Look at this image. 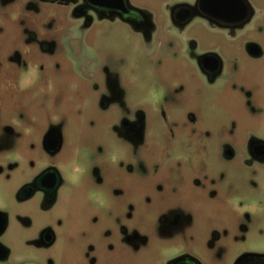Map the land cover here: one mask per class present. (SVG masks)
<instances>
[{"label":"rangeland","instance_id":"374dc122","mask_svg":"<svg viewBox=\"0 0 264 264\" xmlns=\"http://www.w3.org/2000/svg\"><path fill=\"white\" fill-rule=\"evenodd\" d=\"M128 2L151 15L159 31L150 41L117 19L98 20L89 14L87 25L75 17L72 5L0 0V126L11 118L17 133L9 158L0 156V210L8 214L10 227L20 217L32 228L24 233L9 230L1 242L19 251L22 235L48 225L56 234L49 256L57 264H74L88 242L103 243V229H116L114 222L125 211L118 193L122 184L129 186L134 215L145 217L146 227L159 204L154 200L153 207L145 209L140 197L146 193L154 199L156 192L144 181L126 179L118 164L107 166L120 176L117 182L106 177L101 184L92 172L107 157H130V147L111 127L126 111L132 116L141 109L146 135L136 150L157 167L148 182L170 174L179 195L169 201L193 208L190 228L195 244L203 248L202 239L210 230L223 229L232 250L264 252V164L223 163L218 157L222 141H240L245 133L264 140V56L250 61L241 39L194 20L186 35L200 47H212L237 60L229 80L208 86L181 54L157 42L166 30L168 0ZM250 2L261 14L250 34L264 52V0ZM106 76L114 80L116 99L101 110L98 97L107 91ZM15 79H26V92L22 83L18 90L10 86ZM48 125H60L61 148L53 160L61 165L66 183L54 205L42 211L36 199L17 203L15 191L36 170L28 160L48 159L39 148ZM194 180L201 183L200 189ZM166 185H162L165 192ZM209 185L214 197L208 194ZM95 195L103 209L95 206ZM154 248L142 249L136 259H125L123 264H156L155 255L152 260L149 254ZM203 249L196 252L205 257ZM166 250L173 252L172 247ZM145 256L147 261H141Z\"/></svg>","mask_w":264,"mask_h":264},{"label":"flooded vegetation","instance_id":"af4514ba","mask_svg":"<svg viewBox=\"0 0 264 264\" xmlns=\"http://www.w3.org/2000/svg\"><path fill=\"white\" fill-rule=\"evenodd\" d=\"M38 1L48 4L72 5L75 17H82L87 25L91 20L90 14L98 20L117 19L137 32L145 41H150L155 33L158 35L159 30L153 23L151 15L132 7L128 0H122L124 11L123 9L111 10L92 6L83 0L65 3L52 2V0ZM194 20L203 21L213 29L227 32L233 38L241 39L243 54L250 61L261 59L264 56L261 45L250 34L255 25H259L261 21L259 10L256 12L250 0H168L164 12L166 30H162L164 35L157 42L166 49L176 50L181 54L184 61L190 62L206 85L210 86L221 80H229L230 71L233 72L237 68V60L232 55H220L212 47H200L194 37L186 35V28ZM104 81L108 88L106 93L98 97L101 110H107L116 99L113 90L114 80L106 76ZM20 83L26 92L28 86L26 79L23 82L15 79L10 86L18 90L17 86ZM145 123L146 119L141 109L135 111L132 116L128 114V111L121 115L111 128L130 147V157H107L104 163L93 167L92 172L101 184L105 183L106 177H111L114 182H117L121 180L120 176L117 177L109 172L107 166L112 163L123 166L126 179L141 180L142 184L144 181L147 188L150 187L156 192L154 199L146 193L140 197L143 207L152 208L154 200L158 202L159 207L151 215L148 225L142 226L146 220L145 217L134 215L135 205L134 200H130L129 186L120 185L123 189H120L118 193L123 198L122 204L125 211H123L121 220L114 222L116 229L109 226L103 229L100 234L103 243L94 245L88 242L79 251L73 263L123 264L125 259H136L142 249L156 246L149 253L152 260L155 255L156 264H264V252L232 250L226 241L228 234L223 229L209 231L208 238L202 239L204 249L195 244L190 228L193 221L190 209L193 208L175 200L169 201V198H177L179 195L178 190L169 180L170 174L168 178L165 176V178L151 179L150 183L148 182L152 176L151 172L157 167L154 166L155 162H148L142 156L140 157L139 151L136 150L145 143ZM14 129L15 121L11 118L0 126V156L3 159L9 158L8 149L13 146L14 137L17 135ZM232 139L220 142L218 146L220 161L227 163L246 160L257 167L264 164V140L252 133H245L240 141ZM39 148L48 159L44 158L38 163L28 160V163H32L31 165H36V170L18 186L15 191V200L17 203H24L36 199L38 207L45 211L54 205L59 191L66 183L61 165L53 160L61 148L60 125L46 127L41 134ZM73 170L77 169L73 168ZM166 182L167 192L162 187ZM193 185L198 189L201 188L199 181L194 180ZM211 188L212 186L209 185L208 194L214 197L215 192ZM127 191L129 199L126 198ZM101 198L104 199L103 195ZM93 201L95 206L104 208L99 196L95 195ZM14 223V227H10L8 214L0 210V264H57L49 256V251L56 242V234L48 225L34 228L28 235L20 233L22 238L19 251L21 252L3 244L1 238L9 230L16 228L24 233L32 229L31 224L20 217L14 218ZM92 223H96L93 218ZM171 247L173 252L168 254L166 249H171ZM201 249L206 251L205 257L196 252ZM163 251L166 254L161 256ZM140 260L146 262V256Z\"/></svg>","mask_w":264,"mask_h":264},{"label":"water","instance_id":"95a60500","mask_svg":"<svg viewBox=\"0 0 264 264\" xmlns=\"http://www.w3.org/2000/svg\"><path fill=\"white\" fill-rule=\"evenodd\" d=\"M83 1L89 5L101 7L104 9H111V10L123 9L122 0H83ZM122 11H124V9Z\"/></svg>","mask_w":264,"mask_h":264},{"label":"trees","instance_id":"16d2710c","mask_svg":"<svg viewBox=\"0 0 264 264\" xmlns=\"http://www.w3.org/2000/svg\"><path fill=\"white\" fill-rule=\"evenodd\" d=\"M74 0H52V2H57V3H65V2H72Z\"/></svg>","mask_w":264,"mask_h":264}]
</instances>
